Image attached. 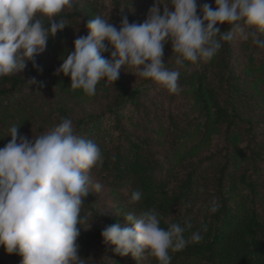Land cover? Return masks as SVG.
Listing matches in <instances>:
<instances>
[{
  "label": "trees",
  "instance_id": "16d2710c",
  "mask_svg": "<svg viewBox=\"0 0 264 264\" xmlns=\"http://www.w3.org/2000/svg\"><path fill=\"white\" fill-rule=\"evenodd\" d=\"M130 4V0H76L57 17L68 25L49 37L47 45L58 48L75 27L87 34L85 25L96 15L110 18L117 28L123 16L130 23H142L146 15ZM44 23L48 24L46 17ZM215 27L223 32L229 26ZM258 35L264 40V33ZM166 45L165 65L180 74L178 93L146 78L132 86L119 76L115 82L102 79L96 94L87 96L71 88L70 76L57 74L63 62L59 59L42 71L0 77V118L28 108L29 100L38 95L106 97L104 109L79 119L75 130L100 147L104 159L98 169L118 197L114 215L102 209L93 192L85 197L81 214L90 219L80 226L76 243L86 264H158L147 251L137 260L131 254H116L115 246L103 243L101 236L107 225H124L123 215L138 216L150 209L159 213L161 227L187 223L191 227L185 229L186 238L196 231L203 237L182 251H170L171 264H264V48L251 38L236 37L222 42L212 60L178 66V54ZM240 46L250 52L242 70L237 62ZM242 72L252 74V85ZM33 78L35 83L30 84ZM56 111L60 119L66 114L63 106ZM133 190L142 197L129 204ZM213 201L218 204L215 213L210 211ZM4 251L0 245V264H21L22 256L5 257Z\"/></svg>",
  "mask_w": 264,
  "mask_h": 264
},
{
  "label": "clouds",
  "instance_id": "9594fccd",
  "mask_svg": "<svg viewBox=\"0 0 264 264\" xmlns=\"http://www.w3.org/2000/svg\"><path fill=\"white\" fill-rule=\"evenodd\" d=\"M214 2L215 8L205 3L198 14L197 0H154L142 23H130L123 16L119 28L110 18L96 15L85 25L87 35L74 40V50L56 72L70 76L71 88L87 96L96 94L102 79L115 82L122 66L178 93L180 74L165 67L166 43L178 54V66L184 61L208 62L222 42L236 37L251 38L264 48L258 35L264 33V0ZM73 4L74 0H0V77L23 72L29 61L42 71L35 57L45 51L49 37L68 25L57 17ZM224 23L229 26L226 31L215 27ZM244 26L254 30L246 31ZM109 48L110 56L105 58ZM8 135L11 140L0 147V245L7 253L22 256L21 264H86L76 241L80 226L90 219L81 214L85 197L90 187L95 193L102 189L89 176L103 164L100 147L77 135L70 118H61V123L32 139L20 135L16 125ZM141 197L139 190H133L128 203L136 204ZM217 210L213 201L210 211ZM123 217L124 225L114 223L101 231L103 243L114 245L113 251L121 256L131 254L137 260L147 251L158 264H171L170 251H182L203 239L199 231L186 238L185 229L191 227L187 223L161 227L154 209Z\"/></svg>",
  "mask_w": 264,
  "mask_h": 264
},
{
  "label": "rangeland",
  "instance_id": "374dc122",
  "mask_svg": "<svg viewBox=\"0 0 264 264\" xmlns=\"http://www.w3.org/2000/svg\"><path fill=\"white\" fill-rule=\"evenodd\" d=\"M76 1V0H74ZM87 1V0H84ZM131 7L136 8L139 14L147 15L148 9L152 6L154 0H130ZM167 2V0H165ZM208 4L212 8H215L214 0H197L198 7L203 4ZM163 10V5H161V11ZM87 35L82 29L75 27L69 32L66 39L59 44L58 48L51 49L48 45L43 53L38 54L35 57V63L39 66V69L46 66L53 65L59 59H65L67 54L74 50V40L78 36ZM241 41V39H240ZM166 48H171L170 42L166 43ZM111 49L108 52L103 53L105 58H109ZM250 52L249 48H237V62L242 65L241 70L246 67L249 63ZM168 65H165L167 67ZM37 68L33 67L31 61L27 62V65L23 72L18 74H27ZM135 69L131 67L122 66L120 70V77L126 80L130 85H140L143 78L139 75H135ZM244 79L250 82V85L254 82L252 74H246L242 72ZM249 91L253 92L251 86H248ZM163 98V97H162ZM28 108L24 107L21 109L12 110L8 114L0 118V147L5 146L11 140L9 136V129L11 126H19V134L26 136L28 139L35 138L39 135L45 134L47 131L51 130L53 127L61 123L60 116L56 109L63 106L66 114L62 118H70L73 121L74 131L76 130V123L79 119L91 115L100 113L106 106V97L101 96L96 100H87L83 98H75L69 96H52V95H38L33 96L29 100ZM264 108V105H262ZM90 179L93 184L100 183L102 189L99 193H95L94 189L90 187V191L98 198L102 209L110 214L114 215L116 207L118 205V197L115 196L112 191L111 184L109 180L105 177L103 172H100L98 167L93 168L89 172ZM126 193H124L125 195ZM3 256L8 257L11 254L7 253L6 250L1 253Z\"/></svg>",
  "mask_w": 264,
  "mask_h": 264
}]
</instances>
